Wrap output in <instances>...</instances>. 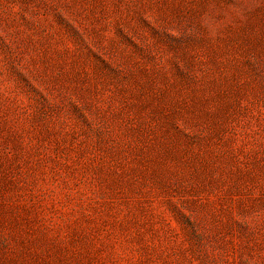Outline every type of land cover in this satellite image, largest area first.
Returning <instances> with one entry per match:
<instances>
[{"label":"rangeland","instance_id":"rangeland-1","mask_svg":"<svg viewBox=\"0 0 264 264\" xmlns=\"http://www.w3.org/2000/svg\"><path fill=\"white\" fill-rule=\"evenodd\" d=\"M0 264H264V0H0Z\"/></svg>","mask_w":264,"mask_h":264}]
</instances>
